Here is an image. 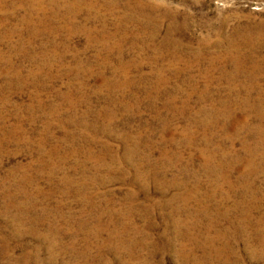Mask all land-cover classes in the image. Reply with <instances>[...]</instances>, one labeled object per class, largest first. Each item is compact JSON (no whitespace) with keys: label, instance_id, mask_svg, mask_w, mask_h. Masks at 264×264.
<instances>
[{"label":"rangeland","instance_id":"rangeland-1","mask_svg":"<svg viewBox=\"0 0 264 264\" xmlns=\"http://www.w3.org/2000/svg\"><path fill=\"white\" fill-rule=\"evenodd\" d=\"M0 264H264V0H0Z\"/></svg>","mask_w":264,"mask_h":264}]
</instances>
